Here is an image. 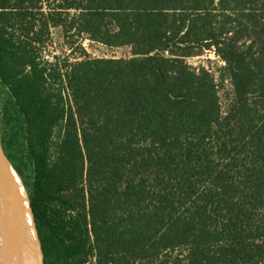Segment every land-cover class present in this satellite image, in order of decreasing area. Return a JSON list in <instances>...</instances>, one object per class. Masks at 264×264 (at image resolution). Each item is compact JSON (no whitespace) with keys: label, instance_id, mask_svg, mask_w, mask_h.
Listing matches in <instances>:
<instances>
[{"label":"trees","instance_id":"16d2710c","mask_svg":"<svg viewBox=\"0 0 264 264\" xmlns=\"http://www.w3.org/2000/svg\"><path fill=\"white\" fill-rule=\"evenodd\" d=\"M49 24L132 56L62 76L37 59ZM204 50L227 109L186 61ZM0 86L44 264H264V0H0Z\"/></svg>","mask_w":264,"mask_h":264},{"label":"rangeland","instance_id":"374dc122","mask_svg":"<svg viewBox=\"0 0 264 264\" xmlns=\"http://www.w3.org/2000/svg\"><path fill=\"white\" fill-rule=\"evenodd\" d=\"M55 4V2H52L51 5H46L44 7L45 9L41 10H43L45 13H49V11H53L54 7H56ZM38 17H42V14H38ZM40 23L41 18H39L38 25H40ZM65 23H67V20ZM42 33L43 42L40 45H37L40 53L37 59L39 61L52 62L53 66L60 71L62 76H64L67 69H69V65L72 62L78 60H83L86 58H127L132 56V49L130 45L108 46L101 42L91 40L85 35L74 36L72 32H67L65 27L49 24L48 28H43ZM186 61L188 64L194 67L205 66L209 71L212 72L217 83V90L222 108L223 110L227 109L228 103L233 95V86L230 79L226 75H223L225 62L222 57L216 54L213 50H204L200 54L187 57ZM12 62L14 63L13 65L17 67V62L15 60H12ZM53 81V78H49L48 82L53 83ZM63 93L68 97L69 90L66 88V85L64 87ZM14 172L22 183V180L17 172ZM6 173L9 184L11 185L8 169ZM4 243L6 246L10 247L9 249L16 250L14 247L15 242L4 237V234L0 232V245L3 246ZM14 257L17 258V255H14ZM11 261L13 262V260ZM17 262L15 264H22L20 259L17 260ZM85 264H97L94 254H90L87 257Z\"/></svg>","mask_w":264,"mask_h":264},{"label":"water","instance_id":"95a60500","mask_svg":"<svg viewBox=\"0 0 264 264\" xmlns=\"http://www.w3.org/2000/svg\"><path fill=\"white\" fill-rule=\"evenodd\" d=\"M9 135V117L5 95L0 86V206L5 215V226L11 239L26 254L31 264H44V252L39 237L33 209L27 188L20 174L15 170L6 155ZM10 165L21 177L27 193V203L31 214L32 225L21 215L18 204L7 185L6 172ZM24 218V219H23ZM32 230V231H31Z\"/></svg>","mask_w":264,"mask_h":264},{"label":"bare ground","instance_id":"6f19581e","mask_svg":"<svg viewBox=\"0 0 264 264\" xmlns=\"http://www.w3.org/2000/svg\"><path fill=\"white\" fill-rule=\"evenodd\" d=\"M6 179H7L8 188L10 189V191L14 197V193L12 191V186L9 184V181H8L7 173H6ZM16 203L19 206V209L21 211V215L27 219L28 226L30 227V225H32V222H31V214H30L28 204L26 205L25 203L18 202V201H16ZM30 229H31V227H30ZM0 232L4 234V237L11 239V236H10L8 230L6 229V226H5V215L3 213V210L1 209V206H0ZM11 240H13V239H11ZM3 242H4V238H3ZM1 246L2 245H0V248H1ZM14 247L16 250L10 249L11 251H6L7 246L4 243L2 248L5 251L3 250L0 252V264H15L17 262V260H19V259L22 262V264H31L28 257L26 255L23 256L22 250L16 244ZM14 255H17V258L14 257ZM11 260H13V262Z\"/></svg>","mask_w":264,"mask_h":264},{"label":"flooded vegetation","instance_id":"af4514ba","mask_svg":"<svg viewBox=\"0 0 264 264\" xmlns=\"http://www.w3.org/2000/svg\"><path fill=\"white\" fill-rule=\"evenodd\" d=\"M9 248H10V247H9V246H7V248H6V251H11ZM0 249H1V250H0V252L4 250V249L2 248V246H1V248H0ZM4 251H5V250H4Z\"/></svg>","mask_w":264,"mask_h":264}]
</instances>
